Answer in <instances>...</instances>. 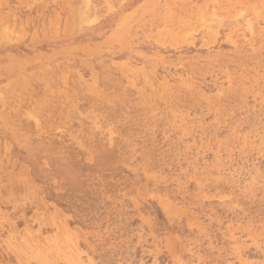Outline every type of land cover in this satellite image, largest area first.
<instances>
[{
	"label": "rangeland",
	"instance_id": "374dc122",
	"mask_svg": "<svg viewBox=\"0 0 264 264\" xmlns=\"http://www.w3.org/2000/svg\"><path fill=\"white\" fill-rule=\"evenodd\" d=\"M0 264H264V0H0Z\"/></svg>",
	"mask_w": 264,
	"mask_h": 264
},
{
	"label": "bare ground",
	"instance_id": "6f19581e",
	"mask_svg": "<svg viewBox=\"0 0 264 264\" xmlns=\"http://www.w3.org/2000/svg\"><path fill=\"white\" fill-rule=\"evenodd\" d=\"M77 1V0H76Z\"/></svg>",
	"mask_w": 264,
	"mask_h": 264
}]
</instances>
